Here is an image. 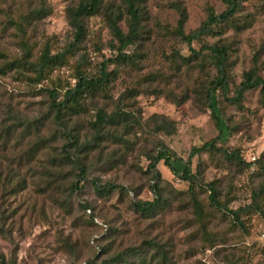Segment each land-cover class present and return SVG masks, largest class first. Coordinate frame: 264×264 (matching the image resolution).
Here are the masks:
<instances>
[{"label":"rangeland","instance_id":"374dc122","mask_svg":"<svg viewBox=\"0 0 264 264\" xmlns=\"http://www.w3.org/2000/svg\"><path fill=\"white\" fill-rule=\"evenodd\" d=\"M82 1L0 0V254L13 264H108L115 258L120 259L114 264H264V198L260 212L241 217L242 230L228 213L210 205L207 191L213 184L219 201L235 210L250 205L264 181L259 89L245 94L238 105L227 102L220 90L215 94L222 139L215 150L191 159L201 222L189 184L175 179L164 162L157 166L163 205L148 216L134 207L139 200H152L148 167L160 145L184 162L192 148L218 135L206 104L215 64L201 56L184 65L191 53L173 31L179 20L176 6L186 12L189 33L205 22L209 8L222 13V2L144 0L142 39L126 51L131 60L107 65L108 85L86 96L80 106L70 102L56 119L48 91L56 90L62 100L78 71L98 78L104 60L116 56L117 43L102 11L84 19L80 45L37 81L30 63H37L45 49L58 56L70 48L74 31L68 10ZM112 3L124 7L123 0ZM120 27L128 32L126 20ZM221 30L222 36H205L192 48L228 47L233 97L252 67L264 78V0H246L235 26ZM150 75H157V81L149 80ZM117 110L125 113L124 120L105 126L115 138L92 146L98 114ZM154 115L175 123L174 134L156 132ZM218 150L237 152L251 166L230 161ZM76 163L84 166L87 181L72 193ZM174 167L185 170L182 162ZM92 181L120 189L98 194ZM102 249L107 252L100 253Z\"/></svg>","mask_w":264,"mask_h":264},{"label":"trees","instance_id":"16d2710c","mask_svg":"<svg viewBox=\"0 0 264 264\" xmlns=\"http://www.w3.org/2000/svg\"><path fill=\"white\" fill-rule=\"evenodd\" d=\"M225 7V10L217 14L212 8L208 9V14L205 22L197 29L185 33V23H186V12L179 5L176 6V10L179 13V20L177 26L173 31L174 36L181 39V41L186 44L189 48L191 55L183 59V64L188 66L190 63L201 59V56L209 57L215 64L216 75L211 81L210 88L206 93V104L207 108L211 112L212 118L215 121L216 128L218 130V135L216 138L208 141L200 148H192L188 153L187 161H181L174 158L167 147L160 145L157 149L156 156L151 157V163L148 167V172L152 175L151 181L153 182L151 186L152 200L142 201L139 200L135 203V209L143 215H150L157 208L163 205V195L161 193V182L162 178L157 169L160 162H164V165L168 168L175 179L189 184L188 193L192 198V207L194 214L198 221L201 222L203 219V208L201 203L195 197L194 186L197 185V176L191 171V159L198 154L211 152L217 148L218 142L222 139V127L219 118V113L213 106L215 102V94L220 90L224 99L231 105H238L245 94L259 89L261 95V104L264 106V78L260 75L259 70L256 66L249 69L243 75V80L236 89L235 95L230 97V87L227 74V65L229 63V49L224 45H203L198 51L192 48V43L201 40L205 36H222L224 31L222 28H229V26H235V18L237 14L242 9V5L246 0H220ZM144 0H123L124 7L120 9L116 7L112 0H83L75 9L68 10L69 25L74 31V40L70 48L66 50L63 54L58 56H52L48 49H45L41 57L38 59L37 63H30V67L33 68L34 72L37 74V81L43 79L46 70H49L51 66L57 62H63L66 56L71 53V50L76 49L85 37V25L84 19L88 17H94L99 15L102 11L106 17L110 33L117 43L116 56L104 60L102 63V68L99 71V77H89L84 75L82 72L78 71L75 80L76 83L73 87H70L64 94L62 100L58 101V93L56 90L48 91L49 97L51 99V107L56 113V119H59L62 112L69 108L70 102L76 106H80V101L88 95H93V93L101 88L108 85L110 82L111 73L107 72V65L118 64V63H128L131 57L126 54L129 47L135 45L138 41L142 39V23L144 20V11L141 7ZM127 21L128 32L124 33L120 27L121 22ZM29 51H25L24 55H27ZM29 54V53H28ZM128 61V62H127ZM148 79L151 81H157V75H150ZM217 104V103H216ZM126 117L125 113L121 110H117L112 114L100 113L97 116V120L93 125L94 137L90 144L95 146L96 142L101 139L111 140L115 138L114 133L106 129L105 126H112L118 124V122ZM152 125L154 130L158 133H165L166 135H173L175 131V123L172 121L154 115L152 117ZM131 127V125H130ZM133 127V126H132ZM228 130V128H227ZM10 130H6V136L10 135ZM76 144V140L72 138L71 141ZM223 157L230 161H234L238 164H242L244 167H250L251 164L245 163L237 152L228 153L224 150H218ZM175 162H182L185 166L183 172H179L175 167ZM76 168L78 174L76 175L74 181L71 183L70 189L72 193L80 192L82 189V184L87 181L84 166L80 163H76ZM92 186L98 194L111 193L120 186L106 183L102 184L98 181H92ZM207 191H209L208 200L210 205L218 212L228 213L233 222L238 225L242 230L244 225L241 217L251 212H260L261 209V199L264 198V181L262 184L253 192L251 204L244 207H239L235 210H229L228 207L219 201L218 191L213 184L207 185ZM87 209V205L84 206ZM106 228V227H105ZM107 251L102 249L100 253L105 254ZM120 258H115L108 264H114ZM0 264H13L5 259L4 255L0 254ZM89 264H95L92 261Z\"/></svg>","mask_w":264,"mask_h":264}]
</instances>
